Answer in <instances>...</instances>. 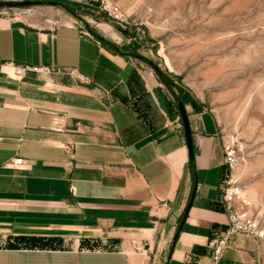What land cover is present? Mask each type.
<instances>
[{"label": "crops", "instance_id": "obj_1", "mask_svg": "<svg viewBox=\"0 0 264 264\" xmlns=\"http://www.w3.org/2000/svg\"><path fill=\"white\" fill-rule=\"evenodd\" d=\"M48 1L115 23L95 2ZM114 1L129 17L137 2ZM97 26L108 42L74 21L0 10V60L53 69H0V264H208L228 222L219 123L181 92L191 159L179 101L138 65L132 29ZM154 102L164 117L151 118ZM220 264H264L257 239L233 235Z\"/></svg>", "mask_w": 264, "mask_h": 264}, {"label": "rangeland", "instance_id": "obj_2", "mask_svg": "<svg viewBox=\"0 0 264 264\" xmlns=\"http://www.w3.org/2000/svg\"><path fill=\"white\" fill-rule=\"evenodd\" d=\"M0 10L74 21L107 37L97 24L110 31L117 26L48 0ZM129 22L134 32L131 52L159 83V91H164L159 95L177 102L182 91H190L213 112L220 134L239 149L234 175L248 190L264 226V0H137ZM154 103L151 118L164 117ZM257 241L264 262V238Z\"/></svg>", "mask_w": 264, "mask_h": 264}, {"label": "built area", "instance_id": "obj_3", "mask_svg": "<svg viewBox=\"0 0 264 264\" xmlns=\"http://www.w3.org/2000/svg\"><path fill=\"white\" fill-rule=\"evenodd\" d=\"M91 1L95 2L98 9L118 25L124 27L130 23L129 16L120 8L116 1ZM0 69L14 79H21L27 70H32L37 73L53 72V69L46 65H21L12 61L2 60H0ZM78 78L81 81L87 80L83 75H80ZM222 148L226 170L220 182V191L228 222L226 229L213 242L208 264H220L224 250L229 245L233 235L243 234L255 239L264 238V226L254 213L248 190L241 185L234 175L239 161V149L224 137L222 140ZM21 165H23L22 158H16L12 161V166L14 167H20Z\"/></svg>", "mask_w": 264, "mask_h": 264}, {"label": "water", "instance_id": "obj_4", "mask_svg": "<svg viewBox=\"0 0 264 264\" xmlns=\"http://www.w3.org/2000/svg\"><path fill=\"white\" fill-rule=\"evenodd\" d=\"M42 3H43V1H41V0H0V7H2V8H20V7H29V6H33V5H39ZM50 3L53 5L56 4V2H53V1H51ZM85 29L91 36L95 37L99 41H101V42H108L109 41L104 35H102L99 31L92 29L89 25H86ZM153 66L158 73H161L160 69L157 66H155L154 64H153ZM178 109H179V113H180V118L182 119V122H183V128H184V132H185V137H186V141H187V147H188L189 155H190L191 159H193V157H194V137H193V133L191 130V125H190V120H189V115H188L187 109L185 107V104L181 100L178 102ZM195 192H196V188L194 189V191L192 193L188 207H187L185 214H184L183 221L180 224V226L178 227V230L174 235L173 242H176V240L179 236L182 225H183V223H184V221L188 215L189 207L191 206V204L193 202Z\"/></svg>", "mask_w": 264, "mask_h": 264}, {"label": "trees", "instance_id": "obj_5", "mask_svg": "<svg viewBox=\"0 0 264 264\" xmlns=\"http://www.w3.org/2000/svg\"><path fill=\"white\" fill-rule=\"evenodd\" d=\"M70 11H72V9H70ZM180 100L182 101V99L179 97L178 101H180ZM178 101H177V102H178ZM181 120H182V119H181Z\"/></svg>", "mask_w": 264, "mask_h": 264}]
</instances>
